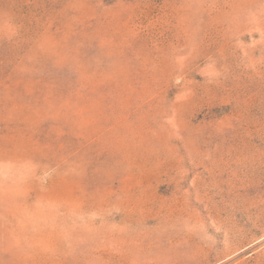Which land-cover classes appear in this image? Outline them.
Instances as JSON below:
<instances>
[{
	"label": "rangeland",
	"instance_id": "rangeland-1",
	"mask_svg": "<svg viewBox=\"0 0 264 264\" xmlns=\"http://www.w3.org/2000/svg\"><path fill=\"white\" fill-rule=\"evenodd\" d=\"M0 264H264V0H0Z\"/></svg>",
	"mask_w": 264,
	"mask_h": 264
}]
</instances>
